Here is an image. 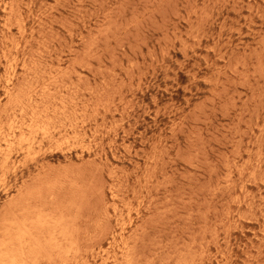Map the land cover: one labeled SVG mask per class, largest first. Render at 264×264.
<instances>
[{
  "label": "rangeland",
  "instance_id": "1",
  "mask_svg": "<svg viewBox=\"0 0 264 264\" xmlns=\"http://www.w3.org/2000/svg\"><path fill=\"white\" fill-rule=\"evenodd\" d=\"M0 113V264H264V0H0Z\"/></svg>",
  "mask_w": 264,
  "mask_h": 264
},
{
  "label": "bare ground",
  "instance_id": "2",
  "mask_svg": "<svg viewBox=\"0 0 264 264\" xmlns=\"http://www.w3.org/2000/svg\"><path fill=\"white\" fill-rule=\"evenodd\" d=\"M16 4V3H15ZM33 4H34V2H33ZM12 5V4H11ZM18 5V4H17ZM30 5V4H29ZM25 6V5H24ZM28 6V5H27ZM10 9L11 10H13L11 7H10ZM10 11V10H9ZM14 11V10H13ZM18 12V11H17ZM11 13V12H10ZM9 15V14H8ZM22 16V15H21ZM17 19V18H16ZM6 20V19H5ZM20 20V19H19ZM8 22V21H7ZM18 22V21H17ZM9 23V22H8ZM5 24H6V22H5ZM7 26V25H6ZM5 54V53H4ZM24 63V62H23ZM50 64V63H49ZM16 65V64H15ZM27 65V64H26ZM263 65V64H262ZM258 66H259V64H258ZM261 67V66H260ZM53 69L55 68V67H52ZM256 68V67H255ZM38 71V70H37ZM37 71H36V75H37ZM261 71V70H260ZM76 72H77V70H76ZM79 72V71H78ZM262 72V71H261ZM115 73V72H114ZM34 74H35V72H34ZM65 74V73H64ZM53 75V74H52ZM58 75V74H57ZM37 76H39V75H37ZM42 76V75H41ZM40 76V77H41ZM12 77V76H11ZM63 79V78H62ZM61 79V80H62ZM65 81V80H64ZM63 81V82H64ZM8 82V81H7ZM61 82V81H60ZM62 84V83H61ZM64 84V83H63ZM69 84V83H68ZM79 84V83H78ZM71 85H73V83L71 84ZM75 85V84H74ZM18 86V85H17ZM65 86H66V84H65ZM42 88V87H41ZM65 88V87H64ZM45 89V88H44ZM7 90V89H6ZM10 90V89H9ZM8 90V91H9ZM46 90V89H45ZM50 90V89H49ZM51 91V90H50ZM54 91V90H53ZM69 91H71V90H69ZM75 91V90H74ZM16 92V91H15ZM20 92V91H19ZM6 94V93H5ZM38 94V93H37ZM36 94V95H37ZM44 95H46V94H44ZM73 95V94H72ZM10 96V95H9ZM49 96V95H48ZM62 97V96H61ZM32 98V97H31ZM46 98V97H45ZM64 98V97H63ZM62 98V99H63ZM47 99V98H46ZM54 99V98H53ZM92 99V98H91ZM27 100V99H26ZM45 100V99H44ZM66 100V99H65ZM40 101V100H39ZM47 101H49V100H47ZM58 101V100H57ZM12 102H13V100H12ZM26 102V101H25ZM42 102V101H41ZM59 102H60V100H59ZM71 102H72V100H71ZM91 102V101H90ZM99 102V101H98ZM11 104V103H10ZM16 104V103H15ZM35 104H37V102L35 103ZM5 105V104H4ZM46 105V104H45ZM35 106H37V105H35ZM96 106H98V105H96ZM14 107V106H13ZM12 108V107H11ZM45 109V108H44ZM1 110H3V109H1ZM5 110V109H4ZM12 110V109H11ZM50 110V109H49ZM20 111V110H19ZM32 111V110H31ZM94 111V110H93ZM98 111V110H97ZM23 112V111H22ZM21 112V113H22ZM63 112H65V110L63 111ZM76 112V111H75ZM94 112H96V111H94ZM5 113V112H4ZM24 113V112H23ZM34 113V112H33ZM72 113V112H71ZM1 114V113H0ZM27 114V113H26ZM22 115V114H21ZM24 115V114H23ZM27 116V115H26ZM31 116V115H30ZM35 116V115H34ZM58 116V115H57ZM72 116V115H71ZM37 117V116H36ZM52 117V116H51ZM92 117V116H91ZM96 117V116H95ZM8 118V117H7ZM22 118V117H21ZM33 118V117H32ZM56 118V117H55ZM76 118V117H75ZM31 119V118H30ZM36 119V118H35ZM41 119V118H40ZM71 119V118H70ZM81 119V118H80ZM19 120V119H18ZM88 120V119H87ZM25 121V120H24ZM56 121V120H55ZM77 121V120H76ZM21 123V122H20ZM24 123V122H23ZM26 123H27V121H26ZM30 123V122H29ZM66 123V122H65ZM18 124H19V122H18ZM32 124H33V122H32ZM34 124H35V122H34ZM33 124V125H34ZM81 124H82V122H81ZM15 125V124H14ZM13 125V126H14ZM41 125V124H40ZM45 125V124H44ZM20 126V125H19ZM22 126V125H21ZM25 126V125H24ZM29 126V125H28ZM39 126V125H38ZM62 126V125H61ZM9 127V126H8ZM15 127V126H14ZM37 127V126H36ZM264 127V126H263ZM3 128V127H2ZM19 128H21V127H19ZM18 128V129H19ZM38 128V127H37ZM56 128H57V126H56ZM47 129V128H46ZM54 129V128H53ZM59 129V128H58ZM98 129V128H97ZM21 130V129H20ZM23 130V129H22ZM44 131V130H43ZM55 131V130H54ZM65 131V130H64ZM75 131V130H74ZM263 131V130H262ZM21 132V131H20ZM50 132V131H49ZM49 132H47L48 134H49ZM264 132V131H263ZM4 133V132H3ZM73 133H75V132H73ZM96 133H97V131H96ZM260 133V132H259ZM5 134V133H4ZM8 134V133H7ZM36 134V133H35ZM60 134H62V133H60ZM59 134V135H60ZM86 134V133H85ZM262 134V133H261ZM53 135V134H52ZM77 135V134H76ZM51 136V135H50ZM70 136V135H69ZM85 137V136H84ZM7 138V137H6ZM64 138V137H63ZM74 138V137H73ZM79 139V138H78ZM10 140V139H9ZM67 140V139H66ZM12 141H14V140H12ZM40 141V140H39ZM76 141V140H75ZM11 142V141H10ZM64 142V141H63ZM14 143V142H13ZM261 143V142H260ZM10 144V143H9ZM41 144V143H40ZM97 144V143H96ZM59 145V144H58ZM39 146H41V145H39ZM75 146V145H74ZM27 147V146H26ZM42 148V147H41ZM39 149V148H38ZM30 150V149H29ZM41 150V149H40ZM88 150V149H87ZM11 152V151H10ZM36 152H37V150H36ZM34 153V152H33ZM8 156V155H7ZM34 157V156H33ZM8 158H9V156H8ZM8 158L5 160V161H7L8 160ZM248 160V159H247ZM23 162V161H22ZM246 162H248V161H246ZM245 163V162H244ZM7 169V168H6ZM14 170V169H13ZM247 178V180L249 181V179H248V177H246ZM249 178H251V177H249ZM253 179V178H252ZM250 182V181H249ZM248 183V182H247ZM241 187V186H240ZM239 187V188H240ZM236 202V201H235ZM239 202V201H238ZM249 203V202H248ZM46 213V212H45ZM129 213V212H128ZM229 214V213H228ZM239 216V215H238ZM41 218V217H40ZM27 229V228H26ZM24 233V232H23ZM19 234V233H18ZM31 234V233H30ZM25 235V234H24ZM4 245V244H3ZM21 245V244H20ZM5 246V245H4ZM1 247V246H0ZM3 247V246H2ZM8 247V246H7ZM22 248V247H21ZM15 250V249H14ZM5 253L4 254H6V251H4ZM8 253V252H7ZM12 253V252H11ZM10 253V254H11ZM6 256H7V254H6ZM5 256V257H6ZM13 256V255H12ZM15 256H13V258H14ZM8 258H11V257H8ZM12 261H14L13 259H11ZM10 260V261H11ZM24 261V260H23ZM178 261V260H177ZM25 263V262H24ZM23 263V264H24ZM36 263V262H35ZM115 263V262H114ZM18 264V263H17ZM176 264V263H175ZM180 264V263H179Z\"/></svg>",
  "mask_w": 264,
  "mask_h": 264
}]
</instances>
